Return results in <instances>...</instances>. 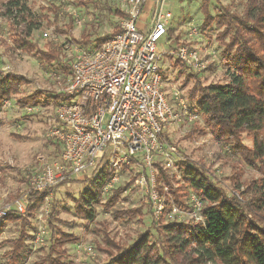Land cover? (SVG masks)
Wrapping results in <instances>:
<instances>
[{
  "label": "rangeland",
  "instance_id": "1",
  "mask_svg": "<svg viewBox=\"0 0 264 264\" xmlns=\"http://www.w3.org/2000/svg\"><path fill=\"white\" fill-rule=\"evenodd\" d=\"M95 1L96 4L88 0H27L26 20H12L6 16L8 0H0V72L25 79L19 93L3 105L0 113V224L4 225L0 237V264H4L6 254L11 250V244L6 242L18 240L23 230L29 236L26 240V264H34L46 257L51 239L49 222L58 230V236L68 234L78 238V243L59 248L66 251L64 261L67 264L107 263L110 253L115 255L117 249L105 243L106 235L111 244L121 248L133 244L147 229L152 242L158 241L159 218L152 213L148 198L135 186L115 207L107 210L102 205L97 206L96 218L92 222L77 213L76 199L86 189L87 180L93 177L91 172L40 191H47L48 195L32 217L9 222L4 220L10 210L19 211L20 206L26 209L28 192L33 191L31 178L61 160L62 147L50 136L53 128L59 125L51 97L66 92L71 75L69 55L77 49H94L96 39L110 36L120 24L122 15L116 12L120 10L117 1ZM248 4L249 0L167 1L164 14H171L169 34L157 43V47L158 66L169 96L178 89L189 97V91L197 81L204 86L229 81V66L223 61V51L236 30L225 36V27L217 25V18L232 15L235 21L240 22ZM208 14L215 22L210 29L202 31L200 28ZM31 23L34 29L27 37V26ZM193 28L201 32L194 44L200 43L203 54L210 60L208 68L198 75L177 63L175 55L178 47L189 40L188 34ZM20 39L30 43L31 49L23 50L18 43ZM211 53L215 54L214 58ZM43 54H58V59L47 61L42 58ZM34 94L41 96L38 106L22 107L17 103L19 99ZM206 123L202 118L192 126L170 128L171 132L166 134L169 144L177 148L182 159L204 166L225 192L246 201L249 196H242V192L250 182L260 180L262 174L245 160L231 155L226 144L212 136ZM194 128L199 131L192 134ZM241 142L248 148L253 147V141L247 134H242ZM135 171L133 167L120 172L113 188L129 181ZM170 175L175 178L174 188H177V183H182L177 164ZM109 195L110 192L104 193L103 202ZM139 208L143 213L141 219L140 216L119 219L114 214ZM190 211L183 210L181 221L195 222Z\"/></svg>",
  "mask_w": 264,
  "mask_h": 264
},
{
  "label": "trees",
  "instance_id": "2",
  "mask_svg": "<svg viewBox=\"0 0 264 264\" xmlns=\"http://www.w3.org/2000/svg\"><path fill=\"white\" fill-rule=\"evenodd\" d=\"M26 1L8 0L6 16L12 20H26ZM88 2L97 3L95 0ZM116 12L124 15L120 10ZM217 19V25L225 27V36L236 30L223 51V61L229 66V81L208 86L197 81L189 91L188 100L191 110L205 119L212 136L226 144L231 155L245 160L250 167L259 171L262 178L247 185L242 196L249 198L244 201L225 192L201 164L188 160L179 163L182 183H177V188H174L175 178L157 163L158 190L162 193L163 187L168 186L175 204L181 208H189L188 201L192 194L198 196L204 203V222H166L163 216L157 226V243L152 242V235L147 229L133 244L122 248L111 244L106 235L105 243L115 247L117 253H110L111 258L105 264H264V0H249L244 19L240 22L235 21L232 15H220ZM214 22L213 16L208 14L200 30L210 29ZM31 25L27 26V37L34 29ZM117 30L110 36L96 39L94 48L108 40ZM18 43L23 50L31 49L30 43L23 39ZM41 56L47 61L58 59V54ZM177 63L182 64L179 60ZM23 84L24 77L0 72V113L3 105L19 93ZM40 97L34 94L19 99L17 103L22 107L38 106ZM71 99L66 93L51 97L55 106ZM197 131L194 128L192 134ZM242 134L252 139V148L242 144ZM113 176L114 171L108 165H103L87 180L86 189L76 199V211L86 221L95 220L99 205L107 210L115 207L134 184L135 177H132L113 188L103 202L104 188ZM47 195V191L28 192L25 213L10 210L4 220L9 222L32 217ZM114 214L119 219L143 217L141 208L116 211ZM3 228L4 225L0 224V237ZM48 229L51 239L47 256L34 264H67L64 261L67 253L59 248L78 243V238L68 234L58 236V230L50 222ZM27 239L29 236L23 230L18 240L6 242L11 244V250L7 252L4 264H26Z\"/></svg>",
  "mask_w": 264,
  "mask_h": 264
},
{
  "label": "built area",
  "instance_id": "3",
  "mask_svg": "<svg viewBox=\"0 0 264 264\" xmlns=\"http://www.w3.org/2000/svg\"><path fill=\"white\" fill-rule=\"evenodd\" d=\"M115 1L124 12L117 32L99 47L69 55L71 75L65 93L72 99L54 108L59 125L50 134L62 147L61 160L36 173L30 187L40 192L89 172L94 175L108 165L114 171L104 188L108 194L119 173L135 167L133 186L148 198L159 220L164 216L169 222H183V210H191L194 223H203L204 203L198 196L192 194L189 208H181L168 186L162 193L158 190L156 164L170 174L184 161L166 140L169 129L202 119L180 90L170 96L165 92L157 43L169 34L171 14H164L168 0ZM199 36V30L191 29L189 40L175 53L194 74L210 64L200 43L194 44ZM18 212L24 214L25 208L20 206Z\"/></svg>",
  "mask_w": 264,
  "mask_h": 264
}]
</instances>
